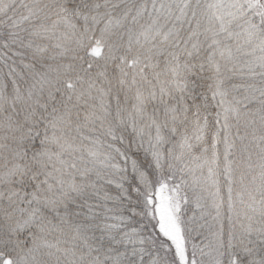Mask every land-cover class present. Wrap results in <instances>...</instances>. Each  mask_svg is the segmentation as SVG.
Wrapping results in <instances>:
<instances>
[{
	"label": "snow or ice",
	"instance_id": "6c2138e0",
	"mask_svg": "<svg viewBox=\"0 0 264 264\" xmlns=\"http://www.w3.org/2000/svg\"><path fill=\"white\" fill-rule=\"evenodd\" d=\"M0 264H264V0H0Z\"/></svg>",
	"mask_w": 264,
	"mask_h": 264
}]
</instances>
